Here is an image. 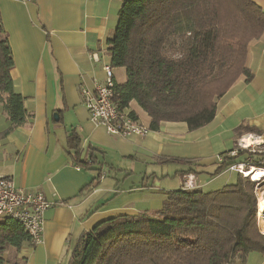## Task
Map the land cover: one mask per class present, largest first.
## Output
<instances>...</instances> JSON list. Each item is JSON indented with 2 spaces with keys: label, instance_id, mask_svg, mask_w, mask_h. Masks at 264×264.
Returning <instances> with one entry per match:
<instances>
[{
  "label": "crops",
  "instance_id": "obj_1",
  "mask_svg": "<svg viewBox=\"0 0 264 264\" xmlns=\"http://www.w3.org/2000/svg\"><path fill=\"white\" fill-rule=\"evenodd\" d=\"M122 2L0 0V21L14 61L11 77L32 114L27 123L1 136L8 121L0 104V176H10L21 190L42 192L53 203L44 213L41 242L18 252L7 250L6 264L22 258L23 264H67L76 240L98 222L161 208L164 191L181 188L188 174L203 190L231 172L226 168L210 174L222 153L235 151L237 127L264 131V31L247 45L251 80L242 75L230 86L208 124L189 130L184 122L163 121L144 136L126 138L92 124L80 88L104 82L102 67L111 63L107 39ZM253 2L264 11V0ZM94 52L97 60L91 57ZM113 75L115 83L125 81L124 68L113 67ZM125 110L149 126L150 117L135 101ZM71 134L79 140L78 156L68 144ZM91 155L96 164L76 166ZM157 164H172L160 172L170 175V181L159 186L150 182ZM195 166L197 173H184ZM99 171L104 176L98 180ZM201 172L206 177L197 179ZM129 179L134 181L126 184ZM243 264H264V256L252 252Z\"/></svg>",
  "mask_w": 264,
  "mask_h": 264
},
{
  "label": "trees",
  "instance_id": "obj_2",
  "mask_svg": "<svg viewBox=\"0 0 264 264\" xmlns=\"http://www.w3.org/2000/svg\"><path fill=\"white\" fill-rule=\"evenodd\" d=\"M263 31L264 11L253 0H123L107 39L109 64L124 68L126 77L114 85L117 109L135 101L150 117L151 130L163 121L184 122L189 130L208 124L230 86L242 75L251 80L247 45ZM13 66L0 21V104L8 121L1 136L32 118L15 90ZM263 132L256 126L235 129L237 138ZM75 136L68 144L78 156ZM236 144L234 155L221 154L212 176L232 164L264 168V149L251 152ZM96 163L91 155L76 166ZM189 172L197 173L196 166L184 173ZM237 174L235 182L215 190H166L159 209L98 222L76 240L67 264H243L252 252L264 256L256 183ZM28 244L22 225L0 215V264L9 263L7 250Z\"/></svg>",
  "mask_w": 264,
  "mask_h": 264
},
{
  "label": "built area",
  "instance_id": "obj_3",
  "mask_svg": "<svg viewBox=\"0 0 264 264\" xmlns=\"http://www.w3.org/2000/svg\"><path fill=\"white\" fill-rule=\"evenodd\" d=\"M30 1V0H23ZM91 57L98 59L97 53H91ZM104 82H95L90 89L83 86L81 96L89 113V120L95 126H103L105 131L117 137H129L131 135L144 136L149 133V126L138 122L126 110L119 111L114 102V75L113 67L107 63L103 65ZM249 136H258L248 133ZM244 136V135H243ZM243 136L238 139V144L242 149H248L251 152L263 150L259 147L264 140L253 144L256 149L246 146L242 143ZM260 148V149H259ZM232 151L230 155H234ZM222 160V156L217 158ZM252 166H249L251 168ZM228 170L237 171L245 176L243 164H232ZM104 175H101L103 177ZM197 187L194 175L188 174L182 182L183 189H193ZM51 203L42 192L34 190H21L16 187L13 178L10 176H0V215H7L17 220L30 236V245H36L41 242L44 231V213L51 207ZM258 214V209H257Z\"/></svg>",
  "mask_w": 264,
  "mask_h": 264
},
{
  "label": "rangeland",
  "instance_id": "obj_4",
  "mask_svg": "<svg viewBox=\"0 0 264 264\" xmlns=\"http://www.w3.org/2000/svg\"><path fill=\"white\" fill-rule=\"evenodd\" d=\"M246 134H248V133H245V135L243 134L244 135L243 139H244V137L247 136ZM252 135H254V134H252ZM248 138L252 141L253 144H257V143H259V142L264 140V136L263 135H261L260 137H256V138L254 136H249ZM236 143H237L236 147L240 148V146L238 144V139H237ZM253 144H252V147H250V148L256 149L257 146H253ZM259 147L264 148V143L261 146H259ZM155 166H157L158 168L155 169V170H157L155 174L150 175L152 177V179L150 180L151 184H155V186H159V185H161L163 183L166 184L165 181L169 182L171 176L170 175L169 176L161 175L160 172H164L165 173V171L167 170V167H172V164H169V165L166 164V165H163V166L157 164ZM149 170L151 171L153 169L149 168ZM170 173L172 174L173 171H170ZM196 176H197V179L198 178L204 179L206 177V174L201 172V173H198ZM207 176L211 178L212 175L210 176L209 174H207ZM122 177H123V175L120 176V178H122ZM237 177H238V174L235 171L225 172V174H221L220 176H218L216 178L213 177L215 179L212 180L211 183L207 187H205L203 190L204 191H210V190H215V189L221 188L225 184H229V183L235 182ZM243 177H244V175L242 174V178ZM104 179H105V177L103 178V180ZM247 179L252 181L249 177ZM133 181H134V179H129L126 184H130ZM255 183H256V197H258V194L262 190L264 191V189H263L264 188V178L261 181H257ZM168 184H171V183H168ZM170 186H172V185H170ZM170 188H173V187H170ZM257 200H258V198H256V201ZM257 209H258V206H257ZM256 218H257V224H258V227H259L261 233H264V217L258 218V214H256Z\"/></svg>",
  "mask_w": 264,
  "mask_h": 264
},
{
  "label": "bare ground",
  "instance_id": "obj_5",
  "mask_svg": "<svg viewBox=\"0 0 264 264\" xmlns=\"http://www.w3.org/2000/svg\"><path fill=\"white\" fill-rule=\"evenodd\" d=\"M247 136L244 137L241 142L246 143V146H251L253 143L252 141L248 138L249 135L246 134ZM245 176L249 177L252 181L257 182L261 181L264 178V168H255L251 167L248 170H244ZM258 200H257V206H258V218L264 217V191L262 190L258 194Z\"/></svg>",
  "mask_w": 264,
  "mask_h": 264
}]
</instances>
